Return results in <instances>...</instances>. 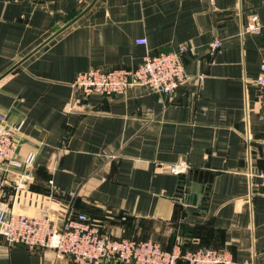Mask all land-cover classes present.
<instances>
[{
	"label": "crops",
	"instance_id": "1",
	"mask_svg": "<svg viewBox=\"0 0 264 264\" xmlns=\"http://www.w3.org/2000/svg\"><path fill=\"white\" fill-rule=\"evenodd\" d=\"M90 1L0 0V75ZM253 13L261 29L243 32ZM213 39L221 46L210 53ZM180 45L186 74L203 78L173 93L136 85L81 96L71 85L89 68H131ZM263 60L264 0H96L0 78V124L19 125V157L35 154L22 188L17 173L0 171V208L47 209L55 228L85 212L111 238L219 248L234 264H264ZM179 160L187 170L171 172ZM193 171L207 178L188 180ZM0 264L73 263L0 233Z\"/></svg>",
	"mask_w": 264,
	"mask_h": 264
},
{
	"label": "built area",
	"instance_id": "2",
	"mask_svg": "<svg viewBox=\"0 0 264 264\" xmlns=\"http://www.w3.org/2000/svg\"><path fill=\"white\" fill-rule=\"evenodd\" d=\"M212 1L208 0L209 3ZM260 29L261 22L255 13L242 26L243 32H258ZM136 42L144 44L146 40L138 38ZM220 46V40L213 39L208 43L207 50L213 53ZM185 49V45H180L171 51L146 53L131 68L92 67L79 72L71 85L74 92L81 96L91 93L120 94L136 85L170 94L180 84L191 81L199 83L203 78L202 74L193 77L186 74L182 60ZM255 81L264 89V60L259 64ZM18 130L19 125L9 127L0 124V171L17 173L20 180L15 181V186L22 188V182L28 175L20 171L33 164L35 154L29 151L23 157L17 155L15 132ZM187 168L186 160L169 165V170L177 174L184 173ZM257 174L264 179V169ZM0 233L9 244L50 248L56 257H69L73 264H90L98 259L116 264H177L178 260L186 264H234L231 254L224 249H182L177 244L167 250L152 240L111 238L101 234L99 220L85 212L66 214L61 226L55 228L47 209H42L37 216H29L14 208H0Z\"/></svg>",
	"mask_w": 264,
	"mask_h": 264
},
{
	"label": "water",
	"instance_id": "3",
	"mask_svg": "<svg viewBox=\"0 0 264 264\" xmlns=\"http://www.w3.org/2000/svg\"><path fill=\"white\" fill-rule=\"evenodd\" d=\"M96 0H91L90 3L86 6V8H84L79 14H77L75 17H73L71 20H69L66 24H64L63 26H61L60 28H58L55 32H53L44 42H42L39 46H37L34 50H36L38 47H40L41 45H43L44 43H46L48 40H50L51 38H53L54 36H56L58 33H60L61 31H63L65 28H67L69 25H71L74 21H76L82 14H84L95 2ZM32 50L31 52H29L28 54H26L23 58H21L19 61H17L13 66H11L8 70H6L3 74L0 75V78H2L4 75H6L7 73L11 72L13 69H15L18 65H20L22 63V61H24L29 55H31V53L34 51ZM188 176V180H200L202 177L204 179H206V173L203 175L201 172H197V171H193L187 174ZM185 174L182 175L180 178V183H181V188L183 187V185L185 184Z\"/></svg>",
	"mask_w": 264,
	"mask_h": 264
},
{
	"label": "trees",
	"instance_id": "4",
	"mask_svg": "<svg viewBox=\"0 0 264 264\" xmlns=\"http://www.w3.org/2000/svg\"><path fill=\"white\" fill-rule=\"evenodd\" d=\"M182 249H185V248H182Z\"/></svg>",
	"mask_w": 264,
	"mask_h": 264
}]
</instances>
